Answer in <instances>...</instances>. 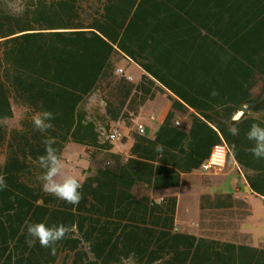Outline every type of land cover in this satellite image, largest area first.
Masks as SVG:
<instances>
[{
  "label": "trees",
  "instance_id": "obj_1",
  "mask_svg": "<svg viewBox=\"0 0 264 264\" xmlns=\"http://www.w3.org/2000/svg\"><path fill=\"white\" fill-rule=\"evenodd\" d=\"M117 54L144 70L138 83L115 73ZM98 89L105 101L99 115L85 107ZM160 89L174 109H192L193 133L175 128L171 117L153 138L136 133L128 156L111 153L84 177L78 206L43 191L44 134L34 130L33 115L55 114L48 134L59 155L68 142L108 150L101 124ZM263 92L264 0H0V173L7 183L0 190V264H264V245L178 229L175 195L157 203L132 190L179 185L181 173L199 168L223 138L264 195V159L252 156L247 139L253 123L264 126V109L243 108ZM14 106L26 113L9 128L4 121ZM234 122L238 136L229 132ZM36 222L75 231L54 251L38 242L29 247L26 228Z\"/></svg>",
  "mask_w": 264,
  "mask_h": 264
},
{
  "label": "rangeland",
  "instance_id": "obj_2",
  "mask_svg": "<svg viewBox=\"0 0 264 264\" xmlns=\"http://www.w3.org/2000/svg\"><path fill=\"white\" fill-rule=\"evenodd\" d=\"M131 67L132 69H138V67L126 56L117 54L116 55V67ZM131 73L134 76V79L131 81L133 83L136 82L138 76V71L133 70ZM254 93L258 95L260 93L259 87H255ZM264 96V92L260 95L259 99ZM258 99V100H259ZM257 100V101H258ZM256 101V102H257ZM105 101L103 100V94L100 89L93 91L85 100V107L90 111L95 112V114L99 115L104 112ZM130 106V103H128ZM134 107V104H133ZM132 107V108H133ZM126 109V113L121 119L118 120H110L109 123L101 124L102 128L108 129L113 126H117L121 129V127H130L133 134H136L135 127V119H137V114L140 108L135 109ZM246 110L245 106L243 107ZM132 109V110H131ZM26 110L21 106H14L13 116L9 119H6L4 123L9 128L19 127L22 118L24 117ZM145 119V116H143ZM180 120V119H178ZM181 121V120H180ZM156 123L155 120L151 121L149 119L145 120L146 125H150L149 123ZM149 127V126H148ZM147 127V128H148ZM147 133H150V129H147ZM105 145H111L114 142H109L103 140ZM60 157L65 164L66 172L69 175H74L82 180L84 179V174H94L97 168L104 165L109 156L108 150H104L103 148L95 149L93 147L88 148L84 144H79L75 142H68L65 147L60 152ZM235 166L233 164V159L231 157L227 158L225 165L221 169L210 170L206 172H202L195 175L193 179L194 183H197L199 178L203 183H205L207 187L205 191L200 195L201 206L204 207L202 210V214H194V212L187 211L184 207L186 204L194 207L196 203V192L190 193L189 188H186L187 183L184 184V193L183 199L181 200V206L177 211L176 218V227L180 230L189 231L196 235H203L207 237L218 238L222 240H241L250 243L251 245H264V232H262L259 226L253 225L254 230L252 232L248 231H239V227L234 226V222H236V214L234 212L233 204L237 203L241 206L247 207L248 203L243 201H235L233 197L234 187L232 186L233 180L239 179V169L235 166L233 169L229 171V169ZM229 172V173H228ZM214 176V177H213ZM225 179V185L222 181ZM212 183H216L215 186H210ZM204 187V188H205ZM194 193V194H193ZM227 194H229L227 196ZM206 196V197H205ZM221 200L222 202L229 203L231 202V206H220L215 207L213 203ZM244 203L246 205H244ZM264 204V203H263ZM262 204V205H263ZM245 210V209H244ZM245 212V211H244ZM56 264H67L63 260L59 261Z\"/></svg>",
  "mask_w": 264,
  "mask_h": 264
},
{
  "label": "crops",
  "instance_id": "obj_3",
  "mask_svg": "<svg viewBox=\"0 0 264 264\" xmlns=\"http://www.w3.org/2000/svg\"><path fill=\"white\" fill-rule=\"evenodd\" d=\"M134 63V62H133ZM138 69H132L131 67H127L126 70L131 73L133 70L138 71V78L136 79L135 83H138L141 79V76L144 74V70L134 63ZM170 93L166 91L165 89L158 90L153 97L147 98L141 105L140 109L137 114V119L145 124V131L143 134L147 135L150 138H153L157 132V130L160 128V126L164 123L166 119L171 117V121L174 123L175 119H180L183 124L189 123L191 117L190 113L192 109H189L188 111L184 112L181 110L174 109L173 107V99L170 98ZM248 109V108H247ZM145 116V119L143 118ZM121 119V118H120ZM149 119L151 121L155 120L156 123L150 122V125H146L145 120ZM149 126V127H148ZM150 129V133H147V129ZM121 130L123 131V137L117 141H114L111 145L108 147V156L111 153L121 154L123 156H128L130 149L134 143V136L135 134L132 133V130L130 127H121ZM136 133H138L136 131ZM140 134V133H139ZM221 139V138H220ZM219 139V140H220ZM223 139V138H222ZM218 141V140H217ZM88 148L90 146L86 145ZM233 159V164L238 167L239 169V179L233 180L232 186L234 189L233 191V197L235 201H243L245 203H248L247 207L241 206L240 204L234 203L233 208L234 212L236 214V222H234V226L239 227V231H248L252 232L254 230L253 225L259 226L260 230L264 232V195L254 191V189L251 187L250 183L248 182L242 166L238 164V162L232 157L228 156ZM110 161V157L108 158V162ZM235 166H232L231 169H233ZM203 171L200 167L197 169H194L190 172H183L181 173V179L180 184L176 186L171 187H165L160 189H153L148 187L146 184H135L132 188L133 192L140 196V195H149L156 201L162 200L166 196L175 195L177 197V205H176V218H177V211L179 210L181 206V200L183 199V193H184V184L187 183L186 188H189V192H196V203L194 207L190 205H185L187 211H193L194 214H202V210H204V207L201 206V202L199 200L200 195L205 191V189L209 186L203 183L202 180H198L197 183H194L193 179L199 171ZM229 173V172H228ZM88 174H84V177ZM214 177V176H213ZM225 185V179L222 181ZM211 184V183H210ZM215 186L216 183H212L210 186ZM207 186V187H205ZM205 187V188H204ZM194 194V193H193ZM244 203V205H246ZM263 204V205H262ZM245 209V210H244ZM245 211V212H244ZM234 242L239 243H247L245 241L241 240H233ZM264 243V242H263Z\"/></svg>",
  "mask_w": 264,
  "mask_h": 264
},
{
  "label": "clouds",
  "instance_id": "obj_4",
  "mask_svg": "<svg viewBox=\"0 0 264 264\" xmlns=\"http://www.w3.org/2000/svg\"><path fill=\"white\" fill-rule=\"evenodd\" d=\"M210 95L215 97L219 93L213 90ZM54 119L55 114L50 110L39 111L32 117L34 130L44 134L42 142L45 145V153L38 157L39 167L43 171L38 179L45 193L67 204L78 206L82 199L80 189L83 186V180L66 172L65 164L58 154V150L54 147L56 138L48 134L49 130L54 127L52 123ZM179 124L180 122L178 121L177 125ZM237 125L238 122H234L233 126L229 127L230 134L239 135L240 129ZM247 139L252 141L254 145L250 149L252 156L257 160L264 159V126L259 123H253L247 132ZM162 148V145L158 146V150L162 151ZM6 187L5 176L0 173V190ZM157 203H162V201H157ZM26 230L28 236L26 243L29 247L34 246L38 242L41 247L50 248L54 251V246L74 232L75 226L63 223L49 226L43 222H36L29 223Z\"/></svg>",
  "mask_w": 264,
  "mask_h": 264
},
{
  "label": "built area",
  "instance_id": "obj_5",
  "mask_svg": "<svg viewBox=\"0 0 264 264\" xmlns=\"http://www.w3.org/2000/svg\"><path fill=\"white\" fill-rule=\"evenodd\" d=\"M127 58L130 59L129 57ZM115 73L129 81H132L134 79L133 74L128 72L124 67L121 66L115 68ZM134 121L136 131L140 134H143L145 131V124L138 119H135ZM178 121L180 122L179 125H177ZM173 125L175 128L186 130L187 133H193V128L189 123L183 124L180 120L175 119ZM100 133L101 136L109 142L117 141L123 137V131L117 126H113L108 129L102 128ZM229 155L230 149L225 140L221 138L211 146L209 155L202 161L200 168L203 171L221 169L225 165Z\"/></svg>",
  "mask_w": 264,
  "mask_h": 264
},
{
  "label": "water",
  "instance_id": "obj_6",
  "mask_svg": "<svg viewBox=\"0 0 264 264\" xmlns=\"http://www.w3.org/2000/svg\"><path fill=\"white\" fill-rule=\"evenodd\" d=\"M245 107L251 110L264 109V96L255 103L246 104Z\"/></svg>",
  "mask_w": 264,
  "mask_h": 264
}]
</instances>
